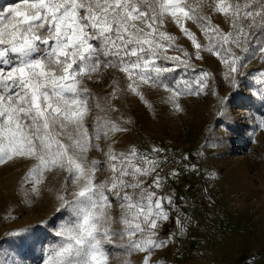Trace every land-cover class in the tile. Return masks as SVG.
<instances>
[{
  "label": "snow or ice",
  "instance_id": "obj_1",
  "mask_svg": "<svg viewBox=\"0 0 264 264\" xmlns=\"http://www.w3.org/2000/svg\"><path fill=\"white\" fill-rule=\"evenodd\" d=\"M205 7L224 16L230 30L214 24L201 11ZM188 21L200 28L206 44ZM168 23L191 42L195 59H203L204 52L216 56L233 87L243 67L264 53V0H17L0 7V164L33 161L25 180L34 192L46 173H65L56 209L65 217L42 264H110L106 246L117 238L122 243L116 247L129 255L143 253L141 264H152L153 251L167 244L158 238L171 220L170 209L177 210L176 223L183 229L173 196L161 194L162 164L168 163L159 155L164 149L142 152L131 146L117 152L114 137L127 129L99 115L88 123L90 102L106 109L86 81L99 82L109 69L127 81L121 89L113 80L112 100L126 91L148 104L142 88H162L180 110L181 95L205 93L210 74L196 72L192 55L165 30ZM169 50L182 55H169ZM181 67L185 76L191 69L194 78L169 83L168 74ZM255 82L254 94L264 100V72ZM93 150L104 154L103 163L89 158ZM114 204L118 215H113ZM0 264H10L6 254Z\"/></svg>",
  "mask_w": 264,
  "mask_h": 264
},
{
  "label": "rangeland",
  "instance_id": "obj_2",
  "mask_svg": "<svg viewBox=\"0 0 264 264\" xmlns=\"http://www.w3.org/2000/svg\"><path fill=\"white\" fill-rule=\"evenodd\" d=\"M16 2L0 0V7ZM201 11L211 15L212 22L223 31L230 30L224 16L213 14L210 7ZM187 27L202 44L207 43L196 24L188 21ZM165 30L177 36V45L192 55L197 73L203 70L210 74L205 93L181 95L176 101L180 110L174 108L170 93L162 88H142L148 104L126 91L112 100L113 80L119 81L121 89L126 88L127 81L122 73L109 69L99 82L86 81L106 109L100 111L95 100L90 102L88 123L99 115L126 128L114 137L117 152L131 146L150 151L160 148L166 138L184 150L190 175L175 177L174 186L165 192L173 196L184 227L181 229L174 220L176 232H168L170 222L160 229L158 239L167 244L153 251L152 264H264V100L254 94L259 87L256 78L264 72V53L258 52L243 67L242 74L237 75L238 87H233L225 79L227 69L216 56L204 52L203 59H195L194 47L175 24L168 23ZM235 51L244 55L239 49ZM168 54L182 55L172 50ZM194 75L189 69L185 76L181 67L168 74L169 83ZM100 143L107 150L106 142ZM89 158L102 163L105 160L96 150ZM32 164L26 159L0 164V255L6 254L10 264H42L44 250L57 240L54 229L65 217L64 212L56 211L65 173H46L34 192L25 180ZM112 211L113 215L119 213L115 204ZM120 243L117 238L113 245L106 246L110 264H141L144 254L129 255L116 247Z\"/></svg>",
  "mask_w": 264,
  "mask_h": 264
},
{
  "label": "built area",
  "instance_id": "obj_3",
  "mask_svg": "<svg viewBox=\"0 0 264 264\" xmlns=\"http://www.w3.org/2000/svg\"><path fill=\"white\" fill-rule=\"evenodd\" d=\"M161 149H164L163 152H161L159 155L161 158L167 157L168 163L162 164V167L164 169L163 172H161V176L165 177L164 180V194L166 191H168L172 186H174L173 179L175 177H188L190 175V168L189 163L186 160V157L184 155L183 148L175 143L173 140L166 138L162 141ZM176 172V176H172V172ZM170 215H171V221L170 224L167 226L168 232H176V227L173 224V221L177 218V212L175 209H170Z\"/></svg>",
  "mask_w": 264,
  "mask_h": 264
}]
</instances>
